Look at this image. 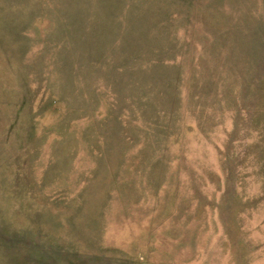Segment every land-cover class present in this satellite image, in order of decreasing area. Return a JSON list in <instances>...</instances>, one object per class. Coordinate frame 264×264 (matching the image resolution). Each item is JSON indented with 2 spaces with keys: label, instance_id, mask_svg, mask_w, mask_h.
<instances>
[{
  "label": "rangeland",
  "instance_id": "rangeland-1",
  "mask_svg": "<svg viewBox=\"0 0 264 264\" xmlns=\"http://www.w3.org/2000/svg\"><path fill=\"white\" fill-rule=\"evenodd\" d=\"M0 264H264V0H0Z\"/></svg>",
  "mask_w": 264,
  "mask_h": 264
}]
</instances>
